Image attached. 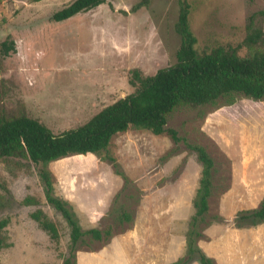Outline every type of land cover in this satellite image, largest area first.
Returning <instances> with one entry per match:
<instances>
[{"label":"rangeland","instance_id":"obj_1","mask_svg":"<svg viewBox=\"0 0 264 264\" xmlns=\"http://www.w3.org/2000/svg\"><path fill=\"white\" fill-rule=\"evenodd\" d=\"M73 1L0 0V116L24 115L57 134L132 94L133 69L153 76L175 64L180 45L175 24L183 1L190 6L188 23L200 53L217 47L236 48L240 57L264 53L263 0H149L134 12L140 0H106L65 21L52 20ZM248 27L262 37L250 47L243 45ZM167 127L203 146L216 162L211 223L201 226L197 245L215 264H264V224L236 228L233 220L257 208L264 196V101L239 96L232 104L221 99L206 108L177 109ZM107 155L131 182L121 199L132 213L130 225L108 214L123 179ZM48 170L56 196L72 206L83 229H113L108 240L87 239L76 252L77 264H168L183 256L201 176L183 142L130 128L111 139L106 153L69 155ZM36 210L56 225V241L31 219ZM2 219L9 224L0 264L62 263L69 229L46 203L33 163L0 159Z\"/></svg>","mask_w":264,"mask_h":264},{"label":"trees","instance_id":"obj_2","mask_svg":"<svg viewBox=\"0 0 264 264\" xmlns=\"http://www.w3.org/2000/svg\"><path fill=\"white\" fill-rule=\"evenodd\" d=\"M105 2L74 0L55 12L52 20L65 21ZM148 3L149 0H140L133 7V12ZM189 8L187 1H183L179 8L175 31L180 45L175 54V64L158 70L153 76H144L140 70L133 69L128 83L135 91L104 107L84 124L55 134L39 121L24 115L14 118L0 116V159L18 158L36 165L46 203L61 215L68 226L69 244L61 264H77L76 252L87 244V239L108 240L113 229H83L72 206L56 196L48 165L69 155L98 156L106 153L111 139L130 128L145 130L153 135L167 134L176 145L183 142L186 149L195 155L201 166V176L192 201L194 214L185 233L183 256L168 264H215L197 243L203 237L201 226L211 223L207 221L208 199L214 188L216 162L203 146L180 138L176 130L167 127V122L177 109L206 108L214 106L221 99H225L228 104H232L239 96L264 101V53L253 52L247 57H240L236 48L232 47H217L200 53L196 49L197 39L188 23ZM248 30L250 32L243 41L246 47L256 45L262 38L260 30L250 27ZM2 48L5 52L9 49L6 43H2ZM106 160L123 179V187L115 195L108 214L120 225H130L132 213L122 205L121 199L127 194L131 182L119 170L113 157L107 155ZM136 192L140 194L137 189ZM30 217L52 240L59 238L56 225L47 220L40 210L33 212ZM213 220L218 223L223 221L218 216L213 217ZM233 220L236 228L264 224V196L257 208L240 211ZM8 224V219L0 220V250L7 247L3 232Z\"/></svg>","mask_w":264,"mask_h":264}]
</instances>
